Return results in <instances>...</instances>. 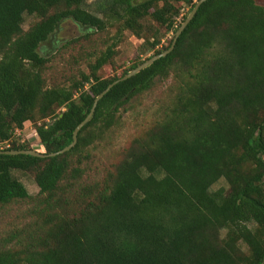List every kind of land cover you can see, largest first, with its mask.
<instances>
[{"label": "trees", "instance_id": "trees-1", "mask_svg": "<svg viewBox=\"0 0 264 264\" xmlns=\"http://www.w3.org/2000/svg\"><path fill=\"white\" fill-rule=\"evenodd\" d=\"M100 1L93 13L87 0H0V147L10 144L0 151L32 150L21 140L26 123L45 154L63 150L96 98L150 58L103 79L118 42L96 57L83 40L105 34L104 41L116 26L145 41L142 54H161L173 40L160 49L153 23L175 37L177 4L191 12L199 0ZM25 14L39 19L27 31ZM67 20L88 33L62 49L87 51L90 73L58 81L51 72L61 52L39 50ZM170 77L177 87L166 117L133 141L114 171L87 180L91 149L121 109ZM17 171L34 176L36 196ZM222 179L229 193L212 192ZM22 204L0 238V264H264V7L208 0L171 54L99 101L69 152L0 155V217Z\"/></svg>", "mask_w": 264, "mask_h": 264}, {"label": "rangeland", "instance_id": "rangeland-1", "mask_svg": "<svg viewBox=\"0 0 264 264\" xmlns=\"http://www.w3.org/2000/svg\"><path fill=\"white\" fill-rule=\"evenodd\" d=\"M99 2L101 1L87 0V8L93 13L97 12ZM255 3L264 7V0H255ZM177 7L180 8V15L176 18V27L181 26L191 13L190 7L188 6L177 4ZM38 20V17L35 15L25 14L23 29L25 31L29 30ZM153 25L161 39L159 48L168 47L174 38L173 32H168L165 28L158 27L156 23H153ZM109 30L106 38V40L109 39V42L102 46L101 43L106 41H103L105 34H98L92 40L82 41L87 48L93 47L95 49L97 47L98 52L96 57L100 54V51L118 42L116 48L117 54L113 62L103 67L98 73L101 78L112 79L114 77H120L134 63L144 61L154 54V52L142 54L140 47L145 41L143 39H137L130 32L126 31L120 34L117 32L118 27L116 26H112ZM87 33V30L79 24L67 20L60 24L51 40L41 46L39 52L42 56L51 57L55 56L57 52H61L56 55L59 57L57 62L54 63L57 70L56 72H51L52 75H58V81L63 80L64 75L76 73L77 71H82L86 74L90 73L88 65L83 59H87V51H81L79 47L76 49L72 47L67 50L62 49L68 41L83 39ZM79 54L81 55V58L78 59L80 62L78 64L72 62V57L78 56ZM176 87L177 83L173 80V77L159 80L152 91L135 97L131 103L121 109L117 116L120 118L116 126L97 141L91 149V158L88 162L87 169L88 175H86L87 180L95 181L105 176L107 171H114L115 166L123 160L126 151L132 145L133 141L138 137H143L152 125L162 117H166L164 111L168 112L175 95ZM18 133L20 134V132ZM21 140L29 144L33 151L45 153L44 148L38 142L37 134L32 124L27 123L24 126ZM14 175L24 184L31 196H36L39 193V188L31 173L17 171ZM219 189H225L229 193V186L225 180L222 179L214 184L211 191L216 192ZM26 209L27 206L22 204L21 207L17 206L14 209H8V214L0 217V238L3 233H7L14 228L12 226L13 217H17V215L21 217L23 211ZM23 222V218H20L17 223L21 226L24 225Z\"/></svg>", "mask_w": 264, "mask_h": 264}, {"label": "water", "instance_id": "water-1", "mask_svg": "<svg viewBox=\"0 0 264 264\" xmlns=\"http://www.w3.org/2000/svg\"><path fill=\"white\" fill-rule=\"evenodd\" d=\"M208 0H199L195 7L193 8V10L191 11V13L189 14V16L187 17V19L184 21V23L180 26V28L178 29L173 42L170 46L169 49H167L166 51H164L161 54L155 55L150 57L148 60H146L143 64L139 65L138 67H136L135 69H133L132 71H130L129 73H127L125 76H123L122 78L117 79L116 81H114L113 83H111L107 89L105 91H103L95 100L93 108L90 112V114L86 117V119L76 128V130L74 131L73 134V142L67 146L66 148H64L63 150L57 152V153H52V154H45V153H40L37 151H33V150H21V151H7V152H3L0 151V155H11V156H19V155H26V156H32V157H37V158H49V157H57L59 155H63L67 152H69L71 149H73L77 143H78V136L79 133L81 132V130L83 129V127L92 119L96 107L99 103L100 100H102L105 95L112 89L114 88L116 85H118L121 82H125L127 80H130L131 78H133L134 76H136L137 74H139L140 72H142L143 70L147 69L148 67L152 66L155 62L159 61L162 58L167 57L169 54H171L177 44L178 39L180 38V36L182 35V33L185 31V29L188 27V25L191 23V21L194 19V17L196 16V14L198 13V10L200 9V7L207 2Z\"/></svg>", "mask_w": 264, "mask_h": 264}, {"label": "built area", "instance_id": "built-area-1", "mask_svg": "<svg viewBox=\"0 0 264 264\" xmlns=\"http://www.w3.org/2000/svg\"><path fill=\"white\" fill-rule=\"evenodd\" d=\"M19 134V133H18ZM36 136V135H35ZM4 148H10V144L9 143H6L5 147L4 146H1L0 149L3 150Z\"/></svg>", "mask_w": 264, "mask_h": 264}, {"label": "crops", "instance_id": "crops-1", "mask_svg": "<svg viewBox=\"0 0 264 264\" xmlns=\"http://www.w3.org/2000/svg\"><path fill=\"white\" fill-rule=\"evenodd\" d=\"M27 124V123H26ZM26 124H25V126H26ZM26 128V127H25Z\"/></svg>", "mask_w": 264, "mask_h": 264}]
</instances>
